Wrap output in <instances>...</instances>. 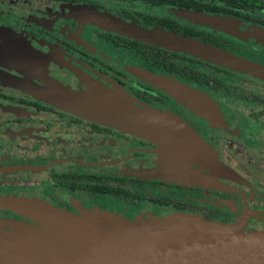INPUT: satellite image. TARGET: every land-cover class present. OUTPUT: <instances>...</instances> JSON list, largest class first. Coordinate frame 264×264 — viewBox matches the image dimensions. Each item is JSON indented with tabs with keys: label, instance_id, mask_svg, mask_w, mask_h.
<instances>
[{
	"label": "flooded vegetation",
	"instance_id": "flooded-vegetation-1",
	"mask_svg": "<svg viewBox=\"0 0 264 264\" xmlns=\"http://www.w3.org/2000/svg\"><path fill=\"white\" fill-rule=\"evenodd\" d=\"M107 20L264 67V0H0V231L12 221L38 225L12 201L127 222L180 213L263 229L264 80L108 29ZM132 69L187 92L179 101ZM90 82L177 118L235 179L196 162L183 163L185 178L164 175L154 143L35 95L54 86L84 93ZM203 96L216 108L214 121L204 116Z\"/></svg>",
	"mask_w": 264,
	"mask_h": 264
},
{
	"label": "water",
	"instance_id": "water-1",
	"mask_svg": "<svg viewBox=\"0 0 264 264\" xmlns=\"http://www.w3.org/2000/svg\"><path fill=\"white\" fill-rule=\"evenodd\" d=\"M108 29L146 43L201 56L225 68L264 80V67L159 29L124 26L107 20ZM211 24L217 19H209ZM141 80L173 94L182 101L181 85L142 69H132ZM84 93L54 86L40 90V99L78 117L113 127L154 143L158 148L161 173L185 178L183 163L209 166L219 175L235 179L214 158L200 150L188 129L175 117L138 107L128 95L90 82ZM188 96L190 94L188 93ZM194 103V102H193ZM206 119L218 118L215 106L203 96ZM197 147L198 155L189 146ZM9 203V202H8ZM13 209H27L37 226L23 225L0 231V264H264V228L241 229V223H219L173 213L145 222H127L103 213L74 214L46 204L11 202ZM11 228L20 223L12 221Z\"/></svg>",
	"mask_w": 264,
	"mask_h": 264
},
{
	"label": "rangeland",
	"instance_id": "rangeland-1",
	"mask_svg": "<svg viewBox=\"0 0 264 264\" xmlns=\"http://www.w3.org/2000/svg\"><path fill=\"white\" fill-rule=\"evenodd\" d=\"M150 219H151V218H150ZM150 219H149V220H150ZM204 220H206V219H204ZM208 221H211V220H208ZM134 222H137V220H134ZM141 222H143V221H141ZM216 222H217V221H216ZM219 223H221V222H219ZM25 224H26V225H31V223H29V222L26 223V222H25V223H21V224H19V225H18L17 227H15V228H11L10 230H15L16 228H20V227H22V226L25 225ZM241 226H242V225H241ZM241 229H243V226L241 227Z\"/></svg>",
	"mask_w": 264,
	"mask_h": 264
}]
</instances>
